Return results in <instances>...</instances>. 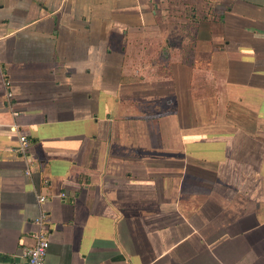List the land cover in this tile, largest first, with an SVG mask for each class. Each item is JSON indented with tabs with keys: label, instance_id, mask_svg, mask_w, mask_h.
<instances>
[{
	"label": "crops",
	"instance_id": "1",
	"mask_svg": "<svg viewBox=\"0 0 264 264\" xmlns=\"http://www.w3.org/2000/svg\"><path fill=\"white\" fill-rule=\"evenodd\" d=\"M41 195L46 264H264V0H0V264Z\"/></svg>",
	"mask_w": 264,
	"mask_h": 264
},
{
	"label": "built area",
	"instance_id": "2",
	"mask_svg": "<svg viewBox=\"0 0 264 264\" xmlns=\"http://www.w3.org/2000/svg\"><path fill=\"white\" fill-rule=\"evenodd\" d=\"M12 96L13 93L9 87L8 97L11 98ZM19 142V147L15 149V152L25 157L29 149L30 141L26 135H20ZM63 196L65 195L63 194ZM46 202L47 197L41 195L39 197V204L42 206V210L35 221L37 230L32 234L33 244L30 247H26L23 251V256L27 264H46V257L50 247L49 232L47 230L49 213L43 209Z\"/></svg>",
	"mask_w": 264,
	"mask_h": 264
},
{
	"label": "rangeland",
	"instance_id": "3",
	"mask_svg": "<svg viewBox=\"0 0 264 264\" xmlns=\"http://www.w3.org/2000/svg\"><path fill=\"white\" fill-rule=\"evenodd\" d=\"M190 12H192V11H189V12L187 11V12H184V13L187 14V13H190ZM184 29H185L184 32H185L186 34H189V35H190V34L192 33V31H193V26H192V25H185V26H184Z\"/></svg>",
	"mask_w": 264,
	"mask_h": 264
},
{
	"label": "trees",
	"instance_id": "4",
	"mask_svg": "<svg viewBox=\"0 0 264 264\" xmlns=\"http://www.w3.org/2000/svg\"><path fill=\"white\" fill-rule=\"evenodd\" d=\"M1 261H6V259H1Z\"/></svg>",
	"mask_w": 264,
	"mask_h": 264
}]
</instances>
